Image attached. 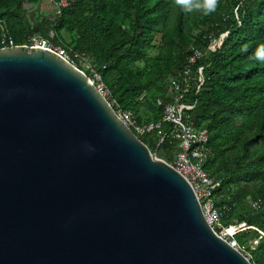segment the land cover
<instances>
[{
	"label": "water",
	"instance_id": "95a60500",
	"mask_svg": "<svg viewBox=\"0 0 264 264\" xmlns=\"http://www.w3.org/2000/svg\"><path fill=\"white\" fill-rule=\"evenodd\" d=\"M0 264H252L56 52L0 47Z\"/></svg>",
	"mask_w": 264,
	"mask_h": 264
},
{
	"label": "trees",
	"instance_id": "16d2710c",
	"mask_svg": "<svg viewBox=\"0 0 264 264\" xmlns=\"http://www.w3.org/2000/svg\"><path fill=\"white\" fill-rule=\"evenodd\" d=\"M118 1L93 0L88 6L83 0H69L54 18L38 20L34 31L24 7L25 0H0V20L8 23V35L16 44L22 43L27 35L44 36L51 29L56 33L57 45L84 52L95 70L102 74L110 93L108 102L130 111L139 122L160 120L162 107L156 105V100L162 103L171 100L170 81L182 77L181 70L191 49L201 50L203 56L190 69L181 102L193 104L187 111L191 121L208 132L210 154L203 169L219 182L218 193L225 195L216 203L228 206L222 214L223 224L246 227L235 236L240 244L248 240V233L253 232L255 237L259 234L250 262L254 264L258 259L264 264V192L251 195L248 210L234 215L235 223H232L234 216L230 218L234 204L250 193L252 185L264 181V150L254 156L248 153L250 143L264 142V63L248 59L257 45L264 43V0H217L216 11L206 15L198 28L189 30L188 37L183 34L186 13L176 4L174 30L168 39L174 43L177 53L170 67L167 66L170 74L167 87L152 97L150 109L144 114L146 118L136 111V103L145 101L147 90L156 78L143 74L137 78L126 64L151 39L152 21L164 23L169 10L162 0L153 5H147L146 0H122L121 14L127 19V27H121L111 17L107 18ZM38 2L26 0L29 4ZM68 14L74 15L72 26L77 35L72 45L66 44L61 34ZM14 25L18 27L16 33L12 31ZM97 39L105 44H99ZM217 39L220 44L213 51L208 50ZM70 54L78 62L73 52ZM199 66L203 82L197 88ZM114 72L117 78L113 77ZM232 120L237 121L236 125ZM246 122L253 127L250 139L242 137ZM161 133L153 131L138 138L158 158L170 164L177 151L176 142L167 135L159 141ZM233 142H240L241 147ZM251 226L254 231L250 230ZM230 230L233 231L232 227Z\"/></svg>",
	"mask_w": 264,
	"mask_h": 264
},
{
	"label": "built area",
	"instance_id": "2783aa9c",
	"mask_svg": "<svg viewBox=\"0 0 264 264\" xmlns=\"http://www.w3.org/2000/svg\"><path fill=\"white\" fill-rule=\"evenodd\" d=\"M48 2L52 4L56 15L60 13L61 8L69 4V0H48ZM56 37L55 31L50 29L44 36L39 34L27 35L20 44H16L9 35H5L0 40V44H2L1 47L24 45L56 52L84 72L95 88L107 99L110 93L102 79V74L95 70L94 65L90 63L85 53L72 51L70 48L57 45L54 41ZM71 52L77 57L78 62L71 56ZM202 56L203 52L201 50L192 48L190 54L186 58L185 65L182 67V77L180 80L173 79L170 81L169 96L171 100L165 103H162L160 99L156 100V105L162 107L160 120L139 122L136 121L130 111L120 109L113 102H109V104L113 107L118 117L137 137L153 131H158V133L162 132L161 136H159V141L167 135L176 142L177 151L170 164L176 167L191 184L205 222L224 239L229 246L236 249L247 259H250V255L246 249L241 247L235 239L236 234L245 230L246 227H240L239 225L225 226L223 224L222 214L228 210V206L226 204L217 205L216 203L219 198L225 195L218 193L219 182L209 176L203 169V164L210 154L208 132L205 128L194 126L191 121L187 111L192 108L193 104L181 102V98L187 90V77L190 73V69ZM201 69V66L197 68L199 75V84L197 88L203 82ZM163 125H165V128H163ZM231 227H235V230L232 232H230ZM253 242L257 244L258 239H255Z\"/></svg>",
	"mask_w": 264,
	"mask_h": 264
},
{
	"label": "rangeland",
	"instance_id": "374dc122",
	"mask_svg": "<svg viewBox=\"0 0 264 264\" xmlns=\"http://www.w3.org/2000/svg\"><path fill=\"white\" fill-rule=\"evenodd\" d=\"M116 1V0H115ZM122 0H119L118 2H115L113 6V10H109V14L107 16L111 17L115 23V25H121V27H127V19L124 17V15L121 14L122 9ZM157 0H146L145 3L147 5H153ZM165 3V8L169 10L168 15H166V20L163 23L162 21H152V30L150 32L151 39L149 42L145 45H143L142 48L138 50L137 54H132L129 59L127 60L126 67L130 69V71L133 73L135 77L138 78L137 75L143 74L150 77H155L156 79L153 80V86L151 89L147 90V97L145 101L142 103H136V111L144 118V114L146 115L148 110L150 109V102L152 100V97L155 95H159L161 91L167 87V81L170 77V74L167 71V66L170 67L171 59L175 57L177 50L174 45V43H171L168 39V36H170L174 30V19H175V12H176V0H162ZM93 3V0H83V4L91 6ZM27 12V17L32 25V29L35 31L36 29V23L40 19H51L54 18L56 13L54 12L53 6L51 3L48 2V0H39L36 4H29L26 3L25 5ZM206 15L201 14L200 12H193L191 14H185V28L183 30L184 36H189V30H193L194 28H198L201 24V20L205 18ZM74 18V15L68 14L66 15V22L64 25V28L61 30V34L63 37V40L66 44L72 45L76 35V30L72 26V19ZM121 19H124V22L120 21ZM12 23V22H11ZM14 29H12L13 33H16V29H18L17 25L13 26ZM10 33V28L8 23L4 22L3 20H0V40ZM223 37V34L220 38ZM96 41L99 42V44L104 45L105 42L101 39H97ZM220 44V39L212 42V45L208 47V50L213 51L214 47L216 45ZM206 52H209L206 50ZM117 73H113V77L117 78ZM111 79V78H110ZM138 99V98H137ZM237 123L236 120H232V124ZM233 129H234V125ZM252 124H248L246 122L244 126V131L242 133L243 139L247 137V139H250L253 127H251ZM241 137V138H242ZM231 144H236L239 147H241L240 142H233ZM248 153L250 156L257 155L262 150H264V142L258 141L256 143H250L248 145ZM258 191L264 192V181H258V183L252 185L250 187V193L244 197L238 200L234 206L233 211L234 214L230 216L232 218L234 215L247 211L249 205V202L251 200V195L253 193H257ZM235 216L232 218V223H235ZM250 230L254 231L255 228L252 226L249 227ZM232 230H235V227H232ZM264 234V233H263ZM259 235V234H258ZM258 235L255 237V234L253 232L248 233V240L243 243H239L241 247H244L248 254L250 255V258L252 256L251 251L255 248L256 244H254V240L258 239ZM250 260V259H249ZM254 264H263V261L255 260Z\"/></svg>",
	"mask_w": 264,
	"mask_h": 264
},
{
	"label": "clouds",
	"instance_id": "9594fccd",
	"mask_svg": "<svg viewBox=\"0 0 264 264\" xmlns=\"http://www.w3.org/2000/svg\"><path fill=\"white\" fill-rule=\"evenodd\" d=\"M176 4L182 12L187 14L200 12L203 15H209L217 9V0H176ZM244 51H247V49L245 48ZM248 59L264 63V43L257 45Z\"/></svg>",
	"mask_w": 264,
	"mask_h": 264
},
{
	"label": "bare ground",
	"instance_id": "6f19581e",
	"mask_svg": "<svg viewBox=\"0 0 264 264\" xmlns=\"http://www.w3.org/2000/svg\"><path fill=\"white\" fill-rule=\"evenodd\" d=\"M230 232H232V231L230 230Z\"/></svg>",
	"mask_w": 264,
	"mask_h": 264
}]
</instances>
